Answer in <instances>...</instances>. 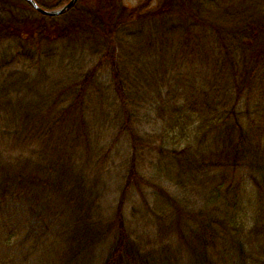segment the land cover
Masks as SVG:
<instances>
[{
  "label": "trees",
  "instance_id": "obj_1",
  "mask_svg": "<svg viewBox=\"0 0 264 264\" xmlns=\"http://www.w3.org/2000/svg\"><path fill=\"white\" fill-rule=\"evenodd\" d=\"M34 1L54 10L70 0ZM258 10L264 0H77L49 16L28 0H0V264H264ZM146 24L161 35L185 31L182 58L195 51L187 34L206 27L205 87L188 93L161 55L150 68L121 62L123 44ZM91 38L103 43L94 66L82 55L71 63L80 72L50 75ZM107 79L119 130L100 145L89 90L102 101ZM43 80L47 92L30 98ZM121 136L128 155L113 182Z\"/></svg>",
  "mask_w": 264,
  "mask_h": 264
},
{
  "label": "rangeland",
  "instance_id": "obj_2",
  "mask_svg": "<svg viewBox=\"0 0 264 264\" xmlns=\"http://www.w3.org/2000/svg\"><path fill=\"white\" fill-rule=\"evenodd\" d=\"M39 1L45 7L51 8L56 6L60 0ZM124 2L129 6H136L139 0H124ZM238 5L240 6L239 9L249 8L244 2ZM62 6L63 5H60L54 9L61 8ZM257 13H259L260 18H264V13L262 11L258 10ZM154 26L156 27L157 24L154 23ZM154 26H150L149 24L143 25V27H141L140 33H138L137 36L133 37L134 39L123 44L119 52L120 57L122 56L121 62L125 63V65L129 67L130 70H135L136 68H144L145 66L150 68L156 62L157 59L155 58H158V56L161 55L160 62L163 61V56L167 64H172L176 66L178 70H180L177 83L184 86L188 93L193 92L196 89L205 87L206 84H208V80L205 77V74L208 72L207 67H209V62L211 59L210 58L207 60L205 56L206 53L210 52V40L208 37L210 33H208L206 27L203 28V32L198 28L193 29L192 32L187 34L194 41L192 45L195 48L194 50L199 54L195 51H193L192 53L188 52L187 58H182L180 56L181 48L179 49V45L177 44L178 42L180 43V41L182 42L183 38L186 37V32L179 31V33L177 34L171 32L169 35H161L162 30H159L158 27L157 29L159 30V32L158 34H156L154 32ZM76 43L77 44L74 45L77 46L78 49L75 52V58L70 60L64 59V62L62 63L61 61L57 60L59 62L53 63L52 67L48 70L51 76L59 75V73L61 75L66 74L67 70H69L72 74V69H74L75 72H80L79 70H77V68H74L71 63L79 62L80 60L78 58H80L82 55L87 57L88 61H93L92 64H88L90 67L94 66V64L98 61L103 47V43L101 40H97L95 38L87 40L82 39L77 41ZM194 43H196V45ZM204 47L206 49H204ZM140 55L142 57H139ZM67 64H70L71 66L65 67ZM84 71H82V73H84ZM33 72V74L36 75L37 72ZM45 84H48L49 86V82H47L46 80H43L42 84L38 85L37 87L35 85L34 88L30 90L32 91L30 93V98H38L40 94H45L47 91L44 90L48 87ZM40 87L44 88L40 91ZM89 91H91L92 96L89 108L92 111L91 115L98 117V127L102 129V131L98 133V135H100L99 144L102 145L103 142L107 143L110 140V133H117L119 130V124L117 127V124L115 122V118L117 116V101L108 79L104 85L103 90V94H105L106 97L102 101H98L97 99H95V88L92 87ZM138 113L143 112L139 111ZM143 122L141 121V123L137 124L136 127L144 131H148L149 125L145 126ZM101 124H103L104 126L102 127ZM2 125L3 124H0V127ZM128 144L129 142L126 136H121L116 140V142L112 143V160L111 164H109V179L113 182H119L120 175L125 170L124 161L125 155L126 157L128 155ZM149 172V166L146 165L144 167V173L146 174V176H148ZM111 194L112 192L107 195L106 199H110ZM110 200L112 201V199ZM140 202L141 196L139 193H137L136 196L129 201L128 208H130L131 206H136ZM126 212L129 213L128 210H126Z\"/></svg>",
  "mask_w": 264,
  "mask_h": 264
},
{
  "label": "water",
  "instance_id": "obj_3",
  "mask_svg": "<svg viewBox=\"0 0 264 264\" xmlns=\"http://www.w3.org/2000/svg\"><path fill=\"white\" fill-rule=\"evenodd\" d=\"M28 1L40 13H42L44 15H49V16H57V15L63 14L67 9L71 8L77 0H70L67 4L63 5L61 8L54 9V10H48V9H45V8L39 6L34 0H28Z\"/></svg>",
  "mask_w": 264,
  "mask_h": 264
}]
</instances>
